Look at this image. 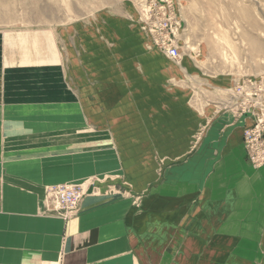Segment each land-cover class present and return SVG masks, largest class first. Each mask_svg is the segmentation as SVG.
I'll use <instances>...</instances> for the list:
<instances>
[{"label": "rangeland", "instance_id": "obj_1", "mask_svg": "<svg viewBox=\"0 0 264 264\" xmlns=\"http://www.w3.org/2000/svg\"><path fill=\"white\" fill-rule=\"evenodd\" d=\"M166 36L178 57L162 47ZM258 40L264 0H0V131L55 132L59 152L90 164V178L70 182L85 194L105 172L128 189L131 166L159 178L197 150V101L180 99L197 87L183 62L244 73Z\"/></svg>", "mask_w": 264, "mask_h": 264}, {"label": "crops", "instance_id": "obj_2", "mask_svg": "<svg viewBox=\"0 0 264 264\" xmlns=\"http://www.w3.org/2000/svg\"><path fill=\"white\" fill-rule=\"evenodd\" d=\"M257 43V64L245 74L183 62L197 87L180 97L197 101V150L187 160L159 178L131 166L128 189L118 185L121 173L105 172L72 216L49 188L90 178V164L59 152L55 132L0 131V264H264V166L247 160L243 134L252 118L239 115L237 92L244 85L252 109L264 113V41ZM21 53L7 61L20 63ZM56 86L49 97H59Z\"/></svg>", "mask_w": 264, "mask_h": 264}, {"label": "built area", "instance_id": "obj_3", "mask_svg": "<svg viewBox=\"0 0 264 264\" xmlns=\"http://www.w3.org/2000/svg\"><path fill=\"white\" fill-rule=\"evenodd\" d=\"M170 25L165 20L160 23V29L165 30ZM161 45L172 57H178L179 50L167 41V36L162 39ZM237 92L242 95V107L239 112L241 116H250L252 123L244 128L243 144L246 150L247 160L255 167L264 166V113L256 108L252 109L253 102L247 98L251 93H247L244 85L237 87ZM49 193L65 216L74 215L81 200L85 195L84 188L78 184L62 183L51 186Z\"/></svg>", "mask_w": 264, "mask_h": 264}]
</instances>
